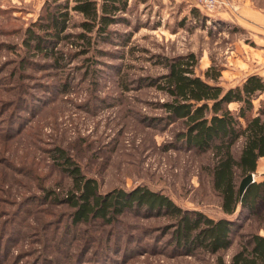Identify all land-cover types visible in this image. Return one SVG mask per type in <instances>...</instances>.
<instances>
[{
    "label": "rangeland",
    "instance_id": "374dc122",
    "mask_svg": "<svg viewBox=\"0 0 264 264\" xmlns=\"http://www.w3.org/2000/svg\"><path fill=\"white\" fill-rule=\"evenodd\" d=\"M64 1L0 0V264H217L203 249L169 244L167 216L128 212L112 224L95 220L67 232L73 179L51 149L66 148L102 193L147 185L182 207L223 215L213 153L177 138L183 121L161 106L169 96L158 79L166 58L194 52L197 73L214 63L228 75L222 85L240 84L249 69L243 54L261 50L257 37L221 15L235 13L233 0L213 11L201 0H128L106 32L90 33L91 43L64 37L83 31L81 14L69 9V27L56 41L32 25ZM33 29L65 58L36 48ZM263 173L264 157L255 178ZM256 226L249 222L243 231Z\"/></svg>",
    "mask_w": 264,
    "mask_h": 264
},
{
    "label": "trees",
    "instance_id": "16d2710c",
    "mask_svg": "<svg viewBox=\"0 0 264 264\" xmlns=\"http://www.w3.org/2000/svg\"><path fill=\"white\" fill-rule=\"evenodd\" d=\"M127 5L128 0H74L73 5L65 0L55 10H47V21L39 20L32 26L59 41L60 33L69 27V9H72L81 14L78 25L83 31L64 37L73 36L91 43L90 33L106 32ZM47 26L53 31L44 29ZM29 32L37 40L36 48L44 49L55 59L65 58L63 52L53 55L54 49L44 43L50 38L41 37L34 29ZM73 40L71 44L75 43ZM165 66L167 72L159 77L157 86L169 98L161 106L169 118L183 121L184 127L178 131L177 138L190 147L213 153V183L222 197L223 215L212 217L201 210L182 207L168 194L147 185L128 190L115 187L102 193L97 178L82 173L66 148L55 145L51 149L53 161L73 179V187L65 195L72 211L64 228L68 232L81 223L95 220L112 224L128 212L167 216L171 221L166 224L165 232L169 234L168 243L175 247L189 253L203 249L217 255V264H264V173L247 187L243 196L239 193L241 179L255 173L259 159L264 157V97H261L264 74L251 73L240 84L226 87L220 83L222 66L212 63L197 73L198 59L194 52L166 58ZM257 99L260 100L258 107L255 106ZM231 103H237L238 107L232 109ZM240 139L243 142L236 156L233 148ZM249 222L257 226L244 232ZM237 237L240 238L238 247L226 259L225 254Z\"/></svg>",
    "mask_w": 264,
    "mask_h": 264
},
{
    "label": "crops",
    "instance_id": "0c3cea01",
    "mask_svg": "<svg viewBox=\"0 0 264 264\" xmlns=\"http://www.w3.org/2000/svg\"><path fill=\"white\" fill-rule=\"evenodd\" d=\"M233 2L235 13L222 12L221 15L230 18L234 24L248 30L252 36L257 37L255 40L259 41V45L262 46L258 52L251 51L250 53L249 50H246L247 54H243L247 65L246 70L249 68L243 78L251 73L264 74V6L259 4V0H233ZM259 33H262L263 36H260ZM240 58V56L235 58V66L240 63ZM232 69L233 73L238 71L237 67ZM222 76L228 75L222 71Z\"/></svg>",
    "mask_w": 264,
    "mask_h": 264
},
{
    "label": "water",
    "instance_id": "95a60500",
    "mask_svg": "<svg viewBox=\"0 0 264 264\" xmlns=\"http://www.w3.org/2000/svg\"><path fill=\"white\" fill-rule=\"evenodd\" d=\"M256 180L255 178V173H248L247 175H245L241 181H240V185H239V193L240 196H243V194L245 193L247 187Z\"/></svg>",
    "mask_w": 264,
    "mask_h": 264
},
{
    "label": "built area",
    "instance_id": "2783aa9c",
    "mask_svg": "<svg viewBox=\"0 0 264 264\" xmlns=\"http://www.w3.org/2000/svg\"><path fill=\"white\" fill-rule=\"evenodd\" d=\"M201 2L208 10L211 11L215 9H227L223 0H201Z\"/></svg>",
    "mask_w": 264,
    "mask_h": 264
}]
</instances>
